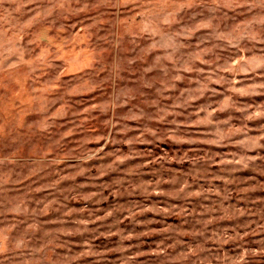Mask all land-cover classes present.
<instances>
[{"label": "rangeland", "instance_id": "374dc122", "mask_svg": "<svg viewBox=\"0 0 264 264\" xmlns=\"http://www.w3.org/2000/svg\"><path fill=\"white\" fill-rule=\"evenodd\" d=\"M0 264H264V0H0Z\"/></svg>", "mask_w": 264, "mask_h": 264}, {"label": "clouds", "instance_id": "9594fccd", "mask_svg": "<svg viewBox=\"0 0 264 264\" xmlns=\"http://www.w3.org/2000/svg\"><path fill=\"white\" fill-rule=\"evenodd\" d=\"M64 2L67 3V4H69V5H71L72 0H64ZM77 2H78V0H77ZM118 2H121V3H128L129 0H118Z\"/></svg>", "mask_w": 264, "mask_h": 264}]
</instances>
